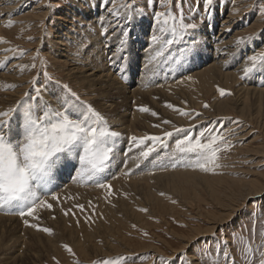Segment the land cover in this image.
Instances as JSON below:
<instances>
[{
	"label": "rangeland",
	"instance_id": "rangeland-1",
	"mask_svg": "<svg viewBox=\"0 0 264 264\" xmlns=\"http://www.w3.org/2000/svg\"><path fill=\"white\" fill-rule=\"evenodd\" d=\"M10 2H12L10 4L12 10L2 9L0 11V38L7 41V43L0 44V52L4 51L6 56L4 60L8 62L6 64L14 60V62H22L21 65L24 64L23 66L27 68L25 72L20 71L25 78V83H23L25 85L20 86L28 87V92H26L29 93V97L25 98L23 95L19 101L27 99L28 103L57 106L59 102L46 92L55 89V95L66 97L71 101L72 98L66 95L62 87L67 85L79 96L80 100L76 103L81 104V107L84 104L91 105L104 117L111 130L126 128L128 133H120V137L114 141L115 151L112 161L106 172L102 174V182L111 185L112 194L110 196L107 189L98 188L91 182H77L75 188L62 190L63 183L69 181L71 182L69 184H72L74 181L77 159L54 172L51 183L46 189H38L39 195L47 193L49 194L47 196H51L50 193L56 189L62 190L58 195V202L49 200L53 204L51 210H39L36 214L37 219L24 217L17 222L6 223L4 220H10L9 216L14 214H6L4 209H0V264H101L104 259H115L119 256L132 257L135 259V264H161L160 258L170 264H181L180 259H174L178 256L184 260L185 264H216L217 249L222 245L229 247L236 264H242L240 252L233 244V236L236 234L248 236L252 221L257 217L264 220V191L257 196L246 195L251 189L249 184L257 182L263 183L262 186H264V94L240 95L235 92V89L241 86L240 84L226 87L220 84L219 80L214 82L216 84H207L205 85L207 87H203L197 77L188 79L189 76L185 75L190 72L188 68L193 71L207 63V61H200L190 67L197 57L210 56V40L216 36L220 21L228 14L239 21L236 24L238 33L235 35L234 42L239 37H253L243 47L232 66L241 62L249 51L264 52V15L259 13V5L264 3V0H213L208 14L204 13L201 2L198 11L192 16L188 15L187 9L189 3L195 7L196 0H188L184 6L187 22L196 23L197 28L186 35L183 41L174 45L170 53H166L169 57H176L175 60L162 58L163 61L145 66L146 75L141 74L140 70L139 74L138 69H140V59H144L146 52L150 50V38L154 31V12L163 10L159 6V0H153L151 5L148 0H131L137 14L129 23L118 22L110 15L108 9L113 5L105 3V0H11ZM121 2L122 0H117V5ZM33 7L36 8L33 9ZM74 7L82 8L88 15L80 11L71 13ZM90 10L94 11L92 15H89ZM66 13L69 15L67 16ZM55 17H61L65 21L64 27L59 25ZM92 18L94 19L90 20ZM102 21L108 27V36L101 35ZM9 22L13 26L5 27ZM97 22H100L98 26H96ZM87 23L93 25L92 34L93 32L97 34L96 30L101 28L97 34L99 40H96V45L92 40L95 37L88 34L91 31L89 28L81 33ZM254 24L257 26L251 28ZM115 26L120 28L117 29ZM202 28L211 32L208 41L200 46L199 52L187 56L184 75L179 76L181 71H178L180 73L175 72L174 75L170 74L174 67L172 63L183 57L184 51L182 50L191 43L190 39L198 37ZM248 28L251 29L248 30ZM138 29L142 33L140 40L133 41V47L130 50L139 58L134 62V76L128 75L126 81L132 83V86L135 84L141 86L140 89L151 90L148 94L153 97H148L145 101L141 98L136 99L138 106L129 111L119 104L112 105L110 109L100 105V102L92 105L76 90L80 87L72 82L73 77L67 69V63L62 64L63 68H61V63L56 60L50 47V41L68 43L75 48L73 54L80 56L89 48L90 43H88L89 40L87 41V36L90 35L91 45L93 44L91 48L95 49L98 46L103 52L104 45L114 44L119 47V40L121 37L125 38L122 35L125 30L129 33L128 37L131 36L130 40H134L133 32ZM230 32L232 34L233 30ZM64 35L69 38L65 39ZM117 35H119V40ZM6 49H17L18 51H6ZM19 51H23L24 54L20 56ZM120 53L121 50L113 60L114 68L120 65ZM150 54L151 52L147 55L148 58ZM34 57H36L35 60ZM147 57L145 60H148ZM41 59L45 61L44 64L40 63ZM33 63L36 64L35 69L31 67ZM178 67L179 64L174 69ZM45 71L48 76L52 77L51 80L45 78ZM261 73L264 74L263 70ZM138 75H141L139 85L137 84ZM257 76H259L258 73H255L248 78L253 81V87H262L257 86V83L262 82V80H257ZM34 77L37 87L41 90L39 99L36 101L30 99L36 95V88L30 83ZM163 79H168L169 83ZM238 79L242 80L240 81L242 84L244 83L243 79ZM141 81L144 82L145 89ZM147 82L154 83L148 84ZM123 83L128 89L134 88L124 81ZM4 85H16V83L12 81L4 83L0 80V87ZM16 86L14 92L20 87ZM218 89L224 90L226 94L221 96ZM12 91L0 90V99L9 98ZM120 96L121 94L115 95L116 98ZM111 98L112 95L104 98L101 103ZM227 98H231L230 103L236 106H232L234 107L232 110L217 111V103ZM240 102L242 104L239 105ZM15 104L16 102H0V105H4L0 106V110H6ZM169 104L190 113L191 118L181 116L172 108L166 107ZM205 104L208 105L207 108L204 107ZM141 107L148 108L149 112H140ZM152 112L157 115H151ZM197 113H199L198 116ZM225 113L227 114L224 115ZM164 120L171 123L163 124ZM154 125H159V127H154ZM173 126L187 130L192 136L198 135L206 128H217L223 132L233 147L220 153L221 167L216 169L217 174L192 170L183 165L175 169L170 167L175 141L182 138L185 132L174 133L173 137L167 140L168 147L158 148L147 160H141L138 163L131 159L140 151L133 147V151L129 153L128 149L133 145L131 137L135 136L138 139L146 135L162 137L164 131H173ZM122 135L124 138L121 137ZM121 154L124 155L123 159H121ZM125 161L127 167H125ZM245 184H248V187ZM235 190H242L245 194L243 193L241 198L236 197L234 201L232 196ZM243 195L248 197L244 198ZM236 202L238 205L235 204ZM77 205H83V211L78 209ZM140 209H147V211H140ZM9 211H15V209ZM65 211L69 213L67 216L64 215ZM220 217L225 223L222 221L220 223L222 225L217 226L214 223ZM25 220L29 224L50 228L52 234L26 227ZM213 225L215 229L209 232ZM259 230L260 225L258 224L257 234ZM65 245L71 248V253L65 249ZM220 259L222 264V256Z\"/></svg>",
	"mask_w": 264,
	"mask_h": 264
},
{
	"label": "snow or ice",
	"instance_id": "snow-or-ice-1",
	"mask_svg": "<svg viewBox=\"0 0 264 264\" xmlns=\"http://www.w3.org/2000/svg\"><path fill=\"white\" fill-rule=\"evenodd\" d=\"M152 2L153 0H148L149 5ZM187 2L188 0H159V6L163 10L154 12V31L150 38L151 55L146 67L162 58L175 60L176 57H169L166 53H170L174 45L183 41L186 35L197 28L196 23L187 22L184 7ZM201 2L204 13H210L213 0H196L195 7L190 3L188 5L189 16L198 11ZM105 3L113 5L108 9V12L118 22L129 23L137 14L131 0H122L119 5H117V0H105ZM259 13L264 15V3L259 5ZM12 26L11 22L5 25V27ZM101 28V35L107 36L108 27L102 23ZM122 35L125 39L120 40L121 46L126 44L129 33L125 30ZM252 39L253 37H239L235 43L237 46H246L247 42ZM3 43H7V41L0 38V44ZM122 50L123 47H121ZM6 51L16 52L18 50L6 49ZM183 51L187 55L192 50ZM23 54V51H19L20 56ZM33 59L35 60L36 57ZM245 59L246 65L242 70L241 79L246 78L257 69L264 70V52H255ZM40 63L44 64L45 61L41 59ZM3 67H6V60H0V70ZM31 67L35 69L36 64L33 63ZM17 70L23 72L27 68L21 65ZM44 75L46 79H52L46 71ZM30 83L36 88V95L30 99L36 101L40 96L36 78L34 77ZM16 87V85H4L0 87V90H14ZM62 87L72 100L65 99L58 108H52L50 105L42 103H28L27 99H24L17 101L14 106H10L6 110H0V209H4L6 214L18 215L22 219L24 217L37 219L36 214L39 210H51L53 204L48 199H42L38 194V189H46L51 183L54 172L77 159L79 167L74 181L91 182L98 188L107 189L109 196L112 194L111 185L102 182V174L110 166L115 151L114 141L121 134L111 130L104 117L96 112L91 105L84 104L81 107V104L76 103L80 98L67 85ZM218 91L221 96L226 94L224 90L218 89ZM24 97L28 98L29 93H24ZM166 107L172 108L181 116L191 118L190 113L174 108L171 104ZM204 107L207 108L208 105L205 104ZM139 111L146 113L149 112V109L141 107ZM151 115L156 116L157 113L152 112ZM196 115L198 116L199 113ZM162 123L170 124L171 122L164 120ZM154 127H159V125H154ZM177 132H185V135L175 141L170 167L175 169L183 165L192 170L217 174L216 169L221 167L220 153L233 147L223 132L217 128H206L198 135L192 136L187 130L173 126V131H164L162 137L146 135L138 139L133 136L131 137L133 145L129 147L128 151H133V147L140 151L131 159L138 163L141 160H147L158 148H167V140ZM149 141L151 143L147 144L146 142ZM125 167H127V163H125ZM51 200L58 202L59 198L52 195ZM76 207L83 211V205ZM10 209H15V211H9ZM140 211L146 212L147 209H140ZM68 214V211L64 212L65 216ZM24 223L26 227L36 228L37 231L49 235L52 234L50 228L29 224L27 220ZM258 224L260 230L257 234ZM233 244L240 252L242 264H264V220H260L259 217L254 219L250 234L248 236L234 235ZM64 247L69 253L72 252L67 245ZM221 256L222 264H236L227 245H222L217 249L216 264H221ZM160 259L161 264H170L163 258ZM174 259H180L181 264H185L179 256ZM101 264H135V259L119 256L115 259H104Z\"/></svg>",
	"mask_w": 264,
	"mask_h": 264
},
{
	"label": "bare ground",
	"instance_id": "bare-ground-1",
	"mask_svg": "<svg viewBox=\"0 0 264 264\" xmlns=\"http://www.w3.org/2000/svg\"><path fill=\"white\" fill-rule=\"evenodd\" d=\"M10 1L11 0H0V11H2V9H7V10L11 9L10 4L12 2H10ZM7 6H9V7H7ZM35 8L33 7V9H35ZM79 11H80V13H84V14L88 15L87 12H85V10H83L82 8H79V7H74L70 12L71 13H75V12L78 13ZM93 13H94V11L93 10L92 11L90 10L89 15H92ZM31 15H29V16L31 17ZM68 15L69 14H67V16ZM32 16H35V15L33 14ZM71 16H73V15H71ZM54 19H56L57 21H59V25L60 26H63L64 27L63 23L65 21L61 17H55ZM93 19L94 18H92L90 20H93ZM105 19H107V18H105ZM100 20H102V19H100ZM107 21H108V19H107ZM100 22H97L96 23V26H98V23H100ZM91 23H92V21H91ZM91 23H87V25H84L85 27H83L84 29L82 30L81 33H83L86 30H89L90 29L91 31L88 34H91L93 37H95V39H92V40L95 41L94 43L96 45V42H97L96 40H99L97 34L101 31V28L99 27L98 28L99 30H96V26H95L94 28L97 31V34H95L94 32L92 34V30H93V25L94 24L92 23L93 24L92 25ZM102 23H104V22L102 21ZM238 23H239V21H236V18L234 16H231V14L225 15L223 17V19L220 21V24H219L220 27L218 28V33L216 34V36L213 37V40H210V44H209V46L211 47V50L209 51L210 56L197 57L194 60V62L190 65V67L192 65L196 64V63H199L200 61H207V63L205 65H203V66H200L199 68H197V69H195L193 71H191V69L188 68L187 70L190 71V72L187 73L185 76H189L191 78L192 77H197V80L199 81L200 85H203V87H207L205 85H207V84H213L214 82H216V81L218 82V80H219L220 84L222 83V85L223 86H226V87H232V85H235L236 86V85L240 84L241 86L239 88H236L235 89V92L237 94H240V95L246 96L248 93H252V94H264V74L261 73V70L260 69H257L252 74L258 73L259 76H257V80L258 81L259 80H262V82L257 83L258 84L257 86H262V87H258V88L253 87V81L249 80V78H248L252 74H250L249 76H247V78H244L243 79L244 80L243 81L244 82L243 84H242V82H240L242 80L238 79V78H241V76L243 75V71L242 70H243V68L246 65V59L245 58L247 56L252 55L253 54L252 52L249 51V53L245 57H243L241 59V62H239L234 67L232 66V63L238 59L239 54L243 50V47H244V45L237 46L236 43L234 42L235 41L234 38L236 37L235 35L238 33V32H236V28H237L236 27V24H238ZM60 26H58V27H60ZM255 26H257V25L254 24L251 28H253ZM87 28H89V29H87ZM116 28L119 29L120 27H116ZM251 28H248V30L251 29ZM229 29L230 30H233V33L232 34H231L232 31L230 32ZM200 31L201 32L198 33V37H195V39L194 38L193 39H190L191 43L188 44V45H186L185 46V49H183V50L191 49L192 51H191L190 54L199 52L200 46L204 45L208 41V39H209L208 37L210 36V33H211L210 31H208L205 28H202ZM68 33H70V30L69 29H68ZM133 33H134V36H133L134 37V40H130V37L131 36H129V37L126 38V44L123 45V46L120 45L119 47L118 46L116 47V45H114V44L104 45L105 48H104V51L102 50L103 52H101L99 50L98 46H96L95 49L94 48L93 49L91 48L93 46V44L91 45L92 40H90V37H89L90 35H89V36H87V41L89 40L88 43H90L89 48H87L83 52V54L80 55V56H76V55L73 54L75 48H74V46H72V45H70L68 43L67 44H63V43H60L59 41H54V42L53 41L52 42L50 41V44H51L50 47H51V51L53 52L54 56L57 58L56 60H58V62L61 63L60 64L61 65L60 66L61 68H63V65L62 64H65L66 65V63H67V67H68L67 69L70 72V74H72V77H73L72 82H74L75 84H77L80 87V89H76V90L78 92H80L87 100H89L92 105L100 102L99 103L100 105L104 106L105 108H109L110 109L112 105H118L119 104L125 110H128L129 111V110H133L136 106H138V103L135 102L136 99L138 100V99L141 98L142 101L143 100L145 101V100H148V97H150V98L153 97V96H150L148 94V92H150L151 90L150 91H146L144 82L141 81L143 83V86H144V89L145 90H143V88L140 89L141 86H137L136 84L132 86V83H128V81H126V80H128V78H127L128 75L130 77H133L134 76V74H135L134 62L136 61L137 58H139V56L133 55V53L131 52L130 48L133 47V41H135V40H138L139 41L140 40V36H141L142 33L140 32L139 29L137 31L133 32ZM241 33L244 34L245 32H241ZM119 35H117V37ZM64 37H65V39H68L69 38V37L67 38L66 35H64ZM121 39H122V37H121ZM123 39H125V38H123ZM118 40H119V37H118ZM127 40H129V41H127ZM187 43H189V42H187ZM198 44H199V46H198ZM120 47H123V50L121 51V53L119 55L120 56V59H119L120 65L119 66L117 65L114 68L113 60L116 58V56H117L116 54H118V51L121 50ZM147 47H148V49L146 47L145 48L147 50H149V46H147ZM183 48H184V46H183ZM144 51H145V49H144ZM149 52H150V50L146 52V54H145L146 57H147V55H149ZM179 53H181V52H179ZM121 54H122V56H121ZM190 54H187V55L182 54L183 57H180L177 62L172 63V64H174V67L170 71V74L174 75L175 72L176 73H180L178 71H181V74H179V76L184 75L185 74V72H183L184 71V65H185V62L187 61V59H186L187 56L190 55ZM105 56H106V58H105ZM11 57H12V55H11ZM121 57H122V60H121ZM5 58H6V56H5L4 51L3 52H0V60H4ZM145 58L144 59H142V58L140 59V67H139L140 69H138V73L141 71V74H144V75L147 74V70H146V67H145L146 66V60L147 59L145 60ZM183 58H185V59H183ZM133 59H134V61H133ZM182 59H183V61H182ZM161 61H163V60H161ZM6 63H8V62H6ZM21 63L22 62H19V61L14 62V60H13L11 63L6 64V67H3L2 70H0V80H2V82H4V83L5 82H11L12 81V82L16 83V85H19V86L21 84L25 83L24 76H22V74H20V71L17 70L18 67L21 66ZM172 64L170 63V65H172ZM177 64H179V67L176 68V69H174ZM110 66L112 67V69H111ZM263 72H264V70H263ZM150 74H151V72H150ZM260 75H261V78H260ZM139 76H141V75H138V77H137V84L140 81V77ZM159 76H162V75H159ZM204 76H206V77L204 78ZM150 77L152 78V76H150ZM155 78H156V76H155ZM27 80H29V79H27ZM122 80L125 83H128L129 86L134 87V88L133 89H128L125 86V84L123 83ZM156 80H157V78H156ZM164 81H168V79H166ZM164 81H161V82L163 83ZM152 83H154V82H151V83H148V84H152ZM168 83H169V81H168ZM214 84H216V83H214ZM23 85H25V84H23ZM248 85H250V86H248ZM162 86H163V84H162ZM20 87L18 89H16L15 92L13 90L12 93H11V96L9 98L8 97H5V98L0 99V102L1 103H4V102L15 103V102L19 101L23 97L24 93L27 91V88H28L27 86H24V87H21V88ZM50 91L47 90V92L46 91L45 92L48 95L50 94L52 97H54L59 102V105L53 106V105H50L49 103L48 104L52 108L53 107L54 108H58V106L60 107V103L62 104L64 102V100L67 99V98L66 97H63V96H57V95H55V92H56L55 89H50ZM116 94H121V96L116 98L115 97ZM110 95H112V98L110 100L104 101L103 103H101V101L104 98H106V97H108ZM230 99L231 98H227L226 100H223V101H220V103H217V106H218L217 107V111H220V110L226 111V110H229V109L232 110L234 108L232 106H236V105H232L230 103L231 102ZM244 100H245V98H244ZM57 101H55V103ZM240 104H242V102H240L239 105ZM0 106H4V105H0ZM226 114L227 113H225L224 115H226ZM115 131H117V132H119L121 134H124V133L127 134L128 133V131L126 130V128H117V129H115ZM123 136L124 135H122L121 137H123ZM127 142H129V141H127ZM129 153H131V152H129ZM123 154L125 155V152ZM123 154L120 155L121 156V159H123V157H124ZM125 163H126V161H125ZM78 164H77V169L75 168L76 170H78V167H79ZM69 183H71V182L67 181V182L63 183L62 184V187H61L62 190H66V189H70V188H75V184L77 182L73 181L72 184H69ZM247 183H249V182H247ZM243 185H244V182H243ZM245 185L248 187V184H245ZM262 185H263V183L260 184V183H257V182L256 183L249 184V187L251 189L250 190L247 189L249 191V193H246V195H248V196L249 195H256V196L257 195H260L264 191V186H262ZM245 188L246 187H244V189ZM56 190H54L53 192L50 193L51 196L52 195L58 196L60 194V192L62 191V190H59V189L57 191ZM235 191H233V192H235ZM236 192L233 194V196H232L233 199L232 200L236 199V197L237 198L240 197L243 193L245 194V192H243L242 190H237ZM47 195H49V194H47V193L40 194V196L43 197V199H48V201L51 200V196H47ZM248 196H244V198H246ZM229 200H231V198ZM244 200H246V199H244ZM225 201H227L226 198H225ZM238 201H240V200H237V202ZM237 202L235 204H237ZM221 203L223 204V202H221ZM233 204H234V202H233ZM226 205H225V207H229V206H226ZM232 206H234V205H232ZM233 212H234V210H233ZM4 218H6V217H4ZM9 218H11V219L10 220H4V222H6V223H13V222H17L18 220H21V217L18 216V215H12V216H9ZM220 219H221V217H220ZM220 219H218V221L216 223H214V222L213 223L215 225H217V226L218 225H222L220 223H222V221L224 219H221V220ZM215 225H213L209 229V232H211V231H213L215 229L214 228Z\"/></svg>",
	"mask_w": 264,
	"mask_h": 264
}]
</instances>
